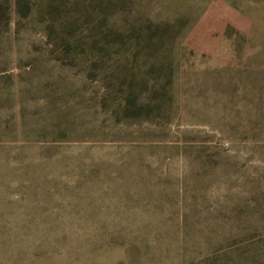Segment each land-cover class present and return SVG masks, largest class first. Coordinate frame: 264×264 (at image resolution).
Masks as SVG:
<instances>
[{
  "label": "rangeland",
  "instance_id": "obj_1",
  "mask_svg": "<svg viewBox=\"0 0 264 264\" xmlns=\"http://www.w3.org/2000/svg\"><path fill=\"white\" fill-rule=\"evenodd\" d=\"M0 264H264V0H0Z\"/></svg>",
  "mask_w": 264,
  "mask_h": 264
}]
</instances>
